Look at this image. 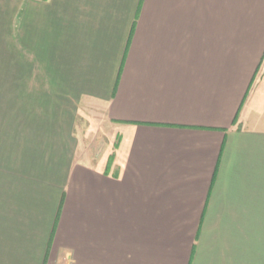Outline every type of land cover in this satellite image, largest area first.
Here are the masks:
<instances>
[{"label": "crops", "instance_id": "0c3cea01", "mask_svg": "<svg viewBox=\"0 0 264 264\" xmlns=\"http://www.w3.org/2000/svg\"><path fill=\"white\" fill-rule=\"evenodd\" d=\"M263 66L264 0H0V264H264Z\"/></svg>", "mask_w": 264, "mask_h": 264}, {"label": "rangeland", "instance_id": "374dc122", "mask_svg": "<svg viewBox=\"0 0 264 264\" xmlns=\"http://www.w3.org/2000/svg\"><path fill=\"white\" fill-rule=\"evenodd\" d=\"M262 73H264V66L261 69L260 74ZM262 79L264 81V74ZM77 131L79 134V138L77 140V147L79 149L78 155L83 158L86 157V154L90 156L91 153L94 155H101L102 153H105V155H107L115 149L112 146L111 139L108 138V131L105 129V125L91 116H87L86 120L85 116L84 118L79 119L77 122ZM112 153V160H114V150Z\"/></svg>", "mask_w": 264, "mask_h": 264}, {"label": "trees", "instance_id": "16d2710c", "mask_svg": "<svg viewBox=\"0 0 264 264\" xmlns=\"http://www.w3.org/2000/svg\"><path fill=\"white\" fill-rule=\"evenodd\" d=\"M116 146V145H115ZM110 160H112V157L110 158Z\"/></svg>", "mask_w": 264, "mask_h": 264}]
</instances>
